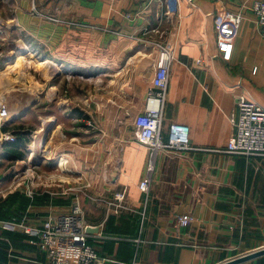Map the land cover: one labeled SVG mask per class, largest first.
Returning <instances> with one entry per match:
<instances>
[{"label":"crops","instance_id":"0c3cea01","mask_svg":"<svg viewBox=\"0 0 264 264\" xmlns=\"http://www.w3.org/2000/svg\"><path fill=\"white\" fill-rule=\"evenodd\" d=\"M179 1L167 14L166 0H0L17 46L29 45L38 63L32 104L42 129L38 168L45 172L42 195L27 196L23 206L9 199L18 189L15 176L0 175V188L8 190L0 201V264H47L24 228L69 212L75 200L82 201L87 223L98 226L87 230L88 242L104 264H221L264 248V156L220 151L234 132L237 95L264 107V38L248 7L255 0ZM224 10L245 15L230 59L217 49V13ZM156 42L168 43L176 55L166 124H189L198 149L155 152L135 141V116L156 72ZM90 76L97 79L93 87ZM33 145L25 136L5 143L1 163L24 162ZM51 163L72 175L52 173ZM95 171L104 172L103 180L95 181ZM148 176L146 193L139 184ZM66 185L72 192L65 197L59 190ZM125 187L134 210L115 212L110 195ZM181 213L194 220L177 230ZM239 264H264V254Z\"/></svg>","mask_w":264,"mask_h":264},{"label":"built area","instance_id":"2783aa9c","mask_svg":"<svg viewBox=\"0 0 264 264\" xmlns=\"http://www.w3.org/2000/svg\"><path fill=\"white\" fill-rule=\"evenodd\" d=\"M167 14L175 13L179 7V0H166ZM257 17L259 31L264 38V0H255L248 6ZM33 10H37L34 6ZM41 15H43L41 13ZM217 49L224 59H230L239 28L245 19L242 11L224 10L217 13ZM49 20H58L56 16H47ZM159 55L156 61V72L147 90L144 109L135 117V141L145 145L153 151H189L198 149L191 143L189 124L171 121L166 124V107L170 91L172 64L176 58L175 50L168 43L156 42ZM200 61V60H199ZM238 110L231 116L234 130L225 151L231 154L246 156H264V107L256 100H252L244 93L237 95ZM11 115V108L7 100L0 95V153L7 142H14L17 138L9 130L4 131L7 120ZM166 134L167 138H166ZM32 153V151H31ZM29 153L28 162L32 161ZM43 154V153H42ZM153 162V161H152ZM150 163V170L153 163ZM150 176L140 181L139 188L149 193L151 189ZM20 184H16L17 187ZM72 191V188H70ZM78 191L75 188L73 191ZM30 195L33 190L30 189ZM127 187L116 191L109 199V207L115 212L134 210L129 206L126 197ZM193 214L181 213L177 218V230L191 225ZM90 225L84 218V207L80 200H75L72 209L66 213L50 214L39 227L26 225L24 232L36 237L39 248L46 252L47 264H104L107 260L101 256L88 242L87 228Z\"/></svg>","mask_w":264,"mask_h":264},{"label":"rangeland","instance_id":"374dc122","mask_svg":"<svg viewBox=\"0 0 264 264\" xmlns=\"http://www.w3.org/2000/svg\"><path fill=\"white\" fill-rule=\"evenodd\" d=\"M4 5L6 6L5 7L6 9L7 8L9 9L7 10V12L11 13L10 8L13 7L11 6V1L5 2ZM7 12H4L3 16L0 15V83H1L0 95L4 94V97L11 108V115L7 120L6 129L4 131L9 130L11 133H13L16 136V138L18 136L21 137L25 136L27 137V140L31 142V140L34 141L38 135H41V130H42L40 129V131H37L38 129L37 126H39L40 122L39 120L36 119L37 117L33 107L34 104H32L34 103L33 87L34 85H36L35 77H38L37 76L38 67L36 66L38 63L36 61H35L36 63H33L31 61L29 45L23 44L22 46H17V41L15 39V36H17V34L13 33V24H12L13 22L11 19H9L11 18V15H9L8 17L5 16ZM5 17L6 19H4ZM45 62L46 61L39 62L40 66L45 68L46 67ZM54 64L56 65V63ZM89 80H90L89 81L90 85L93 87L97 79L95 78V76H90ZM31 104L33 108L29 107L25 109L26 111L23 110V108ZM24 111L25 113H23ZM92 120H93L92 122L93 130H97L100 124L97 120L94 119ZM15 142H17V139L12 143ZM27 146L28 145L26 143L24 147L27 148ZM48 149L46 152H48ZM31 150H29L28 152L31 153ZM27 155L30 154L27 153ZM28 157L29 156H27V158L24 159L25 160L24 162L22 161L19 163L18 162L1 163L2 161H0V167H1L0 175L4 174L6 176H9V178L11 179H13V176H15L16 178L15 186L16 184H20L17 186L18 189H16V191L13 192L12 194H16V199L21 200V202L22 200L24 201V199L27 196L29 197V195L31 194L29 191L30 189L33 190V196L40 194L42 195L43 193V191H41V188L43 186L42 182L44 181V177H42L43 175L41 174L45 172L43 170H39L38 165L33 163V160L35 159H32V161L28 162ZM51 166L53 168V166H55L54 163H51ZM53 171L54 172L52 173H56V174L59 173L61 175H64V177L72 175V173L70 174L69 172L68 173L66 172L65 175L64 174L65 171L62 170L57 171L56 169H54ZM93 173L95 175V181L98 180V178L103 180L102 177V175L104 174L103 171H95ZM79 174H80L79 178L81 179L83 175L82 173ZM80 182H82V179L80 180ZM66 184L69 185V183ZM71 187H72L71 185L70 186L66 185V187H62V189H60L59 191L61 193L66 192V194H64V196L66 197L69 196L70 193L72 192L70 189ZM79 190L81 193L83 192V188H80ZM96 191L97 192L99 191V186L97 185H96ZM7 194H8V190L5 191L0 188V201H2L3 199L6 200ZM114 194L115 193H113L110 196H114Z\"/></svg>","mask_w":264,"mask_h":264},{"label":"water","instance_id":"95a60500","mask_svg":"<svg viewBox=\"0 0 264 264\" xmlns=\"http://www.w3.org/2000/svg\"><path fill=\"white\" fill-rule=\"evenodd\" d=\"M25 111L23 113H25ZM19 117H21V116H19ZM43 159H44V154H41L40 156H38V158L36 157L35 160H33V163L37 164V165H40ZM87 230L88 231L98 230V226H92V227L89 226L87 228ZM261 254H264V248L258 249V251H253V252H250V253L242 254L241 256H238L236 258L225 260V262H223L221 264H239V263H242L243 260H247V259L258 257V255H261Z\"/></svg>","mask_w":264,"mask_h":264},{"label":"bare ground","instance_id":"6f19581e","mask_svg":"<svg viewBox=\"0 0 264 264\" xmlns=\"http://www.w3.org/2000/svg\"><path fill=\"white\" fill-rule=\"evenodd\" d=\"M10 24V23H9ZM50 66H51V68L53 69L56 65L54 64V63H50ZM10 79V78H9ZM8 79V80H9ZM10 81V80H9ZM8 83V82H7ZM1 84V83H0ZM3 96L4 95H1V97L3 98ZM39 136L40 135H38L36 138H35V142H34V147H33V150H32V153H31V156H32V159H35L36 157H38L37 156V151H36V140H38L39 139ZM47 149H48V146L44 149L45 151H47ZM47 157V156H46ZM62 162H63V164L65 165L66 164V162H67V159L64 157L62 160H61Z\"/></svg>","mask_w":264,"mask_h":264},{"label":"trees","instance_id":"16d2710c","mask_svg":"<svg viewBox=\"0 0 264 264\" xmlns=\"http://www.w3.org/2000/svg\"><path fill=\"white\" fill-rule=\"evenodd\" d=\"M5 129H6V127H5ZM20 139H21V137H17V141H19ZM11 143H12V142H11ZM20 156H21V154H15V155H14L15 158H21ZM9 199H10V200H13V201H20V203H22L23 205L25 204V201L27 200V199H24V201L22 200V202H21V200L16 199V194H12V195H10ZM23 205H22V206H23ZM2 210L7 211L6 205H4V209H2Z\"/></svg>","mask_w":264,"mask_h":264}]
</instances>
